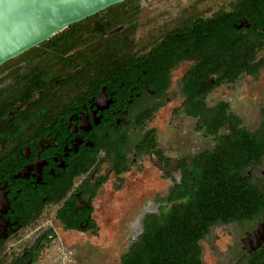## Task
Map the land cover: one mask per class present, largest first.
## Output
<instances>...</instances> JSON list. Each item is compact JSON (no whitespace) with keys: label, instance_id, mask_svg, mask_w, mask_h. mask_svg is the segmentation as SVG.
<instances>
[{"label":"flooded vegetation","instance_id":"1","mask_svg":"<svg viewBox=\"0 0 264 264\" xmlns=\"http://www.w3.org/2000/svg\"><path fill=\"white\" fill-rule=\"evenodd\" d=\"M237 1L207 15L195 14L137 53L128 50L129 43L121 42L125 35L116 41H99L111 32L108 22L97 20L109 7L0 66V264H56V259H41L43 251L56 244L62 257L68 258L75 243L69 244L66 235L97 236L102 187L112 180L119 191L132 172L152 169L172 185L167 195L154 199L152 206L142 207L141 215L134 217L132 224L140 233L131 245L142 234L148 218L166 211L168 196L181 184L187 171L183 166L189 162L169 156L159 146L157 131L151 127L156 114L169 108L173 95L178 96L181 101L170 113L194 120L197 133L212 141L214 137L199 130L198 117L185 111L183 77L195 65L197 54H192L194 59L162 62L152 49L180 26L231 13ZM90 21L87 27L79 26ZM253 26L246 14L235 24L242 34L250 30L264 33ZM201 33L208 36L205 28ZM196 39L190 38L194 46ZM260 47L258 53L264 43ZM183 65L186 69L172 90L173 74ZM262 70L239 77H254ZM214 81L211 76L203 86ZM210 92L203 97L205 108L225 104L231 113L225 101L209 105L206 96ZM213 148L192 154L189 161ZM176 174L178 181L172 179ZM241 222H254V228L243 231L229 247L234 264H245L264 243V210ZM227 224L211 226L202 240L213 228Z\"/></svg>","mask_w":264,"mask_h":264},{"label":"trees","instance_id":"2","mask_svg":"<svg viewBox=\"0 0 264 264\" xmlns=\"http://www.w3.org/2000/svg\"><path fill=\"white\" fill-rule=\"evenodd\" d=\"M244 14L254 28L264 30V0H239L231 13L180 26L152 49L162 62L194 59L192 54H197L195 65L183 77L185 111L198 117L197 128L213 136L215 146L184 164L187 171L168 196L170 206L147 219L120 264H203L200 241L211 226L247 221L264 210V185L253 184L246 173L264 157V105L258 128L248 131L227 112V105L208 109L203 98L223 83H232L242 74L256 75L264 68V57L255 61L264 33L242 34L235 27ZM203 28L207 37L201 33ZM193 36L198 41L195 46L190 42ZM211 76L214 83L203 86ZM245 264H264V243Z\"/></svg>","mask_w":264,"mask_h":264},{"label":"rangeland","instance_id":"3","mask_svg":"<svg viewBox=\"0 0 264 264\" xmlns=\"http://www.w3.org/2000/svg\"><path fill=\"white\" fill-rule=\"evenodd\" d=\"M233 1L127 0L122 6L109 8L98 15L97 20L105 24L108 22L106 26L109 25L111 30L107 36H100L99 41H116L125 35V40L121 42L130 44L128 50L133 53L141 52L153 46L180 22L189 20L195 14L207 15L217 9H225ZM91 23H81L79 26L84 28ZM262 57L264 47L257 55L258 59ZM185 69L186 66L183 65L173 74L172 90L177 85L178 76ZM206 97L209 105L217 101L227 102L230 112L239 119L240 125L248 131H255L261 121V109L264 105V70L257 76H241L233 84L221 85ZM171 101L169 108L156 114L154 126L151 127L157 131L159 146L169 156H179L187 164L192 154L212 149L215 141L197 133L194 120L182 114H171V107L178 106L181 100L173 95ZM246 173L253 184L264 185V158L260 165L248 168ZM125 178V187L119 191H116L112 180L101 189V228L98 235H66V241L71 242L69 244L75 243L74 248H70L71 255L68 258L62 257V250H57L56 244L43 251V262L51 258L56 259V264H120L122 255L140 233L139 227L132 224L134 217L141 215L142 207H150L154 199L167 195L172 185L171 180L163 181L152 169H146L140 174L132 172ZM172 179L178 181L179 174ZM252 228L254 222H234L213 228L210 235L200 242L202 262L234 264L235 257H232L229 247L237 243L236 240L243 231H250Z\"/></svg>","mask_w":264,"mask_h":264},{"label":"water","instance_id":"4","mask_svg":"<svg viewBox=\"0 0 264 264\" xmlns=\"http://www.w3.org/2000/svg\"><path fill=\"white\" fill-rule=\"evenodd\" d=\"M123 1L0 0V66L63 29Z\"/></svg>","mask_w":264,"mask_h":264}]
</instances>
